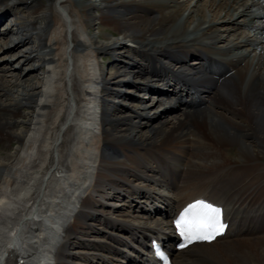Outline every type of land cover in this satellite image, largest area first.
<instances>
[{
    "label": "bare ground",
    "instance_id": "6f19581e",
    "mask_svg": "<svg viewBox=\"0 0 264 264\" xmlns=\"http://www.w3.org/2000/svg\"><path fill=\"white\" fill-rule=\"evenodd\" d=\"M87 1L0 0L3 58L35 62L0 76V264H151L152 238L173 264H264V0ZM131 74L161 86L148 114L111 112ZM195 197L229 223L176 249Z\"/></svg>",
    "mask_w": 264,
    "mask_h": 264
},
{
    "label": "rangeland",
    "instance_id": "374dc122",
    "mask_svg": "<svg viewBox=\"0 0 264 264\" xmlns=\"http://www.w3.org/2000/svg\"><path fill=\"white\" fill-rule=\"evenodd\" d=\"M179 1L183 2V3L191 1V4H193V2L195 0H179ZM87 2L90 3V4L96 3L95 0H88ZM206 3H207V0H200L199 4H200L201 7H204V5L206 6ZM253 18L254 17H252V19ZM12 19L13 18L11 17V15H8V16H6L3 19V21L1 22V25H0V28H2V31L4 29H7V28L10 29V28L15 27V23H14L15 21L12 20ZM226 25H228V27H229L230 24L226 23ZM234 25L238 27L239 31H246V28L243 26V18L242 17L238 16L234 20V23L231 25V27L233 28ZM94 31H96V30H94ZM222 32L223 31H221V33ZM230 37L232 38L233 35H230ZM3 40H4V38L0 34V42H2ZM33 40L34 39L30 40V42L32 44L34 43ZM223 43L224 42H219L220 45H223ZM128 44H129V42H128ZM25 46H26L25 42L24 43H19L17 46H15V48L10 51L12 57L11 58L9 57L8 59L3 58L4 54H3L2 49H0V76H4L7 80H14L13 75L14 76L18 75L17 74L18 70H16L15 68H22V70H24L25 73L27 74L26 77H24V78H34L35 72L33 71L32 68L35 67V62L29 61V62L25 63L24 59H23ZM133 46L134 45H131V47H133ZM216 49H217V47H216ZM114 56L116 57L118 55L115 54ZM8 60H9V62H7ZM191 61H193V58H191V56H189L188 62H191ZM113 62H114V59L111 57V53H102L100 55V57H99L98 64H99L100 68L103 69V71H105V72L108 71V73H109L111 71V68H112L111 65L113 64ZM242 64H241V66L244 68L246 64L245 63H242ZM139 67H140V65H139ZM8 70L10 72H8ZM118 79H120V77H118ZM128 79L129 80H128V83H126V85L128 84L127 86H129V87L133 86V88H131V89L127 88L126 89V85H125V86H123V89H121V90L117 89L120 95H116V94H114V95L108 94L107 95V98L109 99V101L111 103H114V106L112 107L111 112H118V115H120V114H124L127 111H131V110L132 111H139V110L142 109L141 105H143L145 107L144 111H146V114H148L147 113V108L151 104L155 103L158 100V95L156 94V91H158V88L161 87V86L152 85V91L145 92L144 87H142L141 84L139 83L141 78H138V77L136 78V77L133 76V74H131V76H129ZM151 80L153 82H156L155 76ZM172 81H173V83H170L168 85H172L175 82H177L176 79H173ZM184 83H186V82H184ZM120 84L121 83H119V81H118V82H116L114 84L115 85L114 87H116V86L118 87V85H120ZM154 86H156V87H154ZM209 91H210V89H209ZM209 91H208V94H209ZM12 94H13V96H16L15 88L12 91ZM204 98H205V96L202 97V100H204ZM205 99H206V102H208V104H210L211 100H209L208 98H205ZM156 109H159V107H156ZM149 114H150L151 122L155 123L159 118H166V119L172 120L174 112L166 111L164 114H162L160 116L159 115L158 116H154L153 112L149 113ZM155 118H157V119H155ZM136 120H137L138 124H140V127H141L140 129L141 130L142 129L143 130L146 129L148 127V125H149L147 123L148 121L144 120L143 117L136 118ZM95 257H96V255H94V258ZM85 264H94V263L91 262V261H86Z\"/></svg>",
    "mask_w": 264,
    "mask_h": 264
},
{
    "label": "snow or ice",
    "instance_id": "6c2138e0",
    "mask_svg": "<svg viewBox=\"0 0 264 264\" xmlns=\"http://www.w3.org/2000/svg\"><path fill=\"white\" fill-rule=\"evenodd\" d=\"M221 216L219 207L204 200L189 204L175 222L180 236L183 237V243L179 247H187L195 241H213L226 228ZM158 255L166 259L162 252Z\"/></svg>",
    "mask_w": 264,
    "mask_h": 264
}]
</instances>
